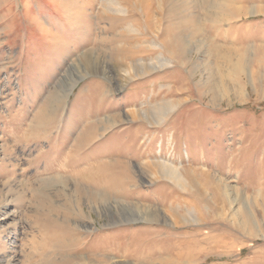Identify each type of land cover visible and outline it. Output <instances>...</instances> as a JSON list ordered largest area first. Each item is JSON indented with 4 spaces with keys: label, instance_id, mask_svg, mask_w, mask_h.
Here are the masks:
<instances>
[{
    "label": "rangeland",
    "instance_id": "obj_1",
    "mask_svg": "<svg viewBox=\"0 0 264 264\" xmlns=\"http://www.w3.org/2000/svg\"><path fill=\"white\" fill-rule=\"evenodd\" d=\"M111 1L0 0V264H264V0Z\"/></svg>",
    "mask_w": 264,
    "mask_h": 264
},
{
    "label": "bare ground",
    "instance_id": "obj_2",
    "mask_svg": "<svg viewBox=\"0 0 264 264\" xmlns=\"http://www.w3.org/2000/svg\"><path fill=\"white\" fill-rule=\"evenodd\" d=\"M111 6H110V9L111 10H114V11H121V7L119 6V4L115 1V0H112L111 2ZM122 11L123 12H125V9H123L122 8ZM151 15V14H150ZM145 65L144 66H140L138 69L139 70H137V72H139V71H142V70H145ZM125 73H129V71L130 70H132V67H131V69H130V67H129V70L128 69H126V68H123L122 69ZM48 72V71H47ZM171 108H172V106L171 107H168V108H166V107H164L163 109H162V111L160 112V111H156L155 113H154V115H157V117H154V118H157V120L156 121H160V120H162V118L164 117V115L169 111V110H171ZM190 117H188L187 119H189ZM192 118V117H191ZM190 120V119H189ZM183 121H185V120H183ZM188 123V122H187ZM185 124V123H184ZM181 125H182V123H181ZM171 128V127H170ZM174 130V129H173ZM134 131V130H133ZM132 131V132H133ZM170 132H171V130H169ZM135 133H133V135H132V144L134 143V141L137 139V137H138V135L140 134V130H137V131H134ZM169 132V133H170ZM174 132H176V131H173V133ZM144 133V132H143ZM142 133V134H143ZM131 134V133H130ZM170 135V134H169ZM176 135V134H175ZM164 136H165V134H164ZM146 140H152V138H154V136L152 135V136H150V134L147 132V134H144V136H143ZM173 137V136H172ZM163 138V137H162ZM168 138V137H167ZM138 139H139V137H138ZM161 140H163V139H161ZM148 141H147V143H148ZM166 141V140H165ZM146 142V141H145ZM163 142V141H162ZM136 143V142H135ZM145 144V143H144ZM165 144V143H164ZM137 145V144H136ZM143 145V144H142ZM144 146V145H143ZM172 146V145H171ZM170 148V147H169ZM156 159V158H155ZM157 160V159H156ZM167 161V160H166ZM159 166H160V172H162L163 173V175L164 176H167L171 181H173L176 185H178L179 187H181L182 189H185V188H188V186H189V180L187 179V177H185L182 173H180V171L178 170V169H176V168H174V167H172L171 165H169V164H167V163H165V164H159ZM150 181V180H149ZM166 191V190H165ZM164 192V191H163ZM173 195H174V192H170L169 194H167V195H165L164 196V199H162L161 201L163 202V203H167L168 204V206H167V211L165 212L164 210L162 211V210H160V209H153V212H155V214H157L158 216H160V214H161V216H165V215H169V216H171L172 218H173V221L175 222V223H179V222H181L180 220H178V218H183V217H180L179 216V214H180V212H179V210H182L183 208H182V204H181V202L180 201H178L177 199H175L174 197H173ZM166 206V205H165ZM185 213H188L189 214V216L191 217V218H193L194 217V214H193V212L192 211H190L188 208H185ZM171 218V219H172ZM152 231V230H151ZM153 232V231H152ZM151 232H149V234H150ZM151 240H154V239H144V238H142V239H140V238H136L135 239V242L132 244V251L133 250H137L139 247H144L145 246V244H148V243H150L151 242ZM155 241V240H154ZM129 246V245H128ZM141 247V248H142ZM140 248V249H141Z\"/></svg>",
    "mask_w": 264,
    "mask_h": 264
}]
</instances>
